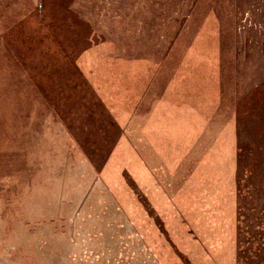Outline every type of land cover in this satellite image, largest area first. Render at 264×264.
Wrapping results in <instances>:
<instances>
[{
	"label": "rangeland",
	"instance_id": "obj_1",
	"mask_svg": "<svg viewBox=\"0 0 264 264\" xmlns=\"http://www.w3.org/2000/svg\"><path fill=\"white\" fill-rule=\"evenodd\" d=\"M262 198L264 0H0V264H248Z\"/></svg>",
	"mask_w": 264,
	"mask_h": 264
},
{
	"label": "trees",
	"instance_id": "obj_2",
	"mask_svg": "<svg viewBox=\"0 0 264 264\" xmlns=\"http://www.w3.org/2000/svg\"><path fill=\"white\" fill-rule=\"evenodd\" d=\"M241 182L243 183V185H242V190L240 192L245 193L247 191L252 190V186L247 182L245 178L241 180ZM255 189L256 188H254V192L257 191ZM238 209L240 210L238 213L241 215V220L244 222L242 226L245 229L244 230L241 229L240 231V236L242 237L240 241L238 238L236 242L235 245L236 251L234 253V257L236 258V261L238 259L237 256L243 257L246 260L248 258V264H264V236L263 233H260V232H264V198H262L258 206L246 205V202H243L241 204L240 202V204L238 205ZM133 225L136 226L135 224ZM133 225L132 228L130 229L129 227H126L128 225L125 222H122L119 226L115 227L113 231L115 233H120L122 235H124V233H126L127 231H130V233L133 234V230H134ZM131 238L133 239V237ZM240 244L243 245V248L241 247ZM136 249L140 251L138 245H136ZM133 250L135 251V249ZM126 253L130 255L132 251L127 248ZM144 255L146 256V258L144 260L140 259L138 261V264H165L158 258V255L154 252L152 248H148L147 255L146 254ZM169 263L170 262H167L166 264ZM110 264H114V263H110Z\"/></svg>",
	"mask_w": 264,
	"mask_h": 264
}]
</instances>
